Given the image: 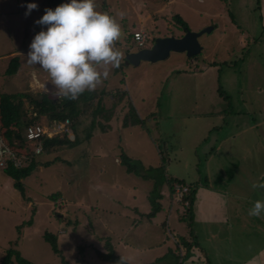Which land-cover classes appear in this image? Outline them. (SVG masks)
Returning <instances> with one entry per match:
<instances>
[{"label":"rangeland","instance_id":"obj_1","mask_svg":"<svg viewBox=\"0 0 264 264\" xmlns=\"http://www.w3.org/2000/svg\"><path fill=\"white\" fill-rule=\"evenodd\" d=\"M106 1L109 5L102 6L103 0H95L97 10L119 19L122 36L131 37L128 46L137 49L133 37L140 27L137 17L156 9V18L145 23L147 29L142 27L150 30L155 21L156 34L171 36L184 31L173 20V13L180 14L192 31L211 24L217 28L199 37L203 50L194 58L172 52L164 60L138 65L126 62L120 65L122 70H111L96 89L107 91L118 83L115 87H120L116 90L121 93L114 98L118 102L104 96L106 115L98 118L101 123L97 122L90 140L39 156L42 161L59 159L48 167L39 166L23 179L26 197L0 168V264L8 249L19 251L31 264H64L62 257L69 264H118L121 256L127 257L128 264H173L176 241L188 237V230L177 207L170 212L164 205L167 199L164 203L160 200V193L167 191V176L194 184L198 177L203 180L207 176L206 166L214 162L220 169L211 170L209 179L217 186L235 173L245 177L242 170L248 166L255 180L264 167V0ZM34 3L37 9L26 16L29 3L25 0H0V93L42 97L44 90L37 87L36 77L26 74L28 66L24 65L27 70L21 78L6 74L10 59L5 55L14 50L29 51L34 36L46 30L35 22L47 4L45 0ZM133 21H137L135 25ZM156 38L149 39L146 47ZM38 71L50 79L39 66ZM122 77L126 79L124 86ZM30 100L24 99L29 117L34 114ZM93 101L90 110L98 99ZM151 111L156 113L147 119ZM129 117L144 118L150 130L127 125ZM78 119L83 137L91 114L81 113ZM39 122L45 124L48 119L44 116ZM219 122H223L221 128L214 129ZM68 135L74 138L72 129ZM217 141L224 144L208 157ZM12 143L21 149L16 139ZM121 153L138 163L141 173L162 181L157 192H151L155 180L126 172L119 163ZM57 191L61 196L51 201L49 196ZM172 201L180 204L175 195ZM155 209V216H143ZM47 230L58 235L62 257L45 240ZM110 247L114 250L111 259H102L98 251L108 253ZM182 250L179 264H204L193 256L198 251ZM12 259V264H20L15 254Z\"/></svg>","mask_w":264,"mask_h":264},{"label":"crops","instance_id":"obj_2","mask_svg":"<svg viewBox=\"0 0 264 264\" xmlns=\"http://www.w3.org/2000/svg\"><path fill=\"white\" fill-rule=\"evenodd\" d=\"M171 1L172 0H170L169 2ZM45 2L47 4V0H45ZM66 2H70V0H62L61 4ZM109 2L111 4L112 0H109ZM25 3L31 4L34 3V0H25ZM167 4L163 5L162 9H164L167 6ZM103 5L107 6L109 4L107 3L106 0H103L102 6ZM158 11L159 9H156L152 12H149L146 15L142 13L139 14L137 17V21L140 23V27L137 28L135 31L141 29L142 27L144 28L146 27L147 29L148 26L145 25V23L149 19L154 20L156 18V14ZM175 14L177 13L172 14L173 20H174L173 16ZM125 20L126 19L121 20L122 24H124ZM119 21L120 20L118 19V22ZM136 22L133 21L131 23H134L135 25ZM211 26H213V29L217 28L215 24H211ZM149 28L150 30H148V32L149 35L152 37V39L153 37L155 38V37L168 35V34L163 35L160 33L156 34L157 31H155V29L157 28V24L155 21H153L149 25ZM184 33L185 31H181V33L176 36H182ZM128 38L131 39V37H126L123 35L116 44V47L119 50L121 46H123V50L125 49V51L123 50L121 51L123 53V59L121 60L120 65L126 64V62L124 61V56L127 53V51L137 50V48H134L133 46L131 47L128 46L129 44H132L130 39L129 41H127ZM248 44L250 45V42ZM28 52L29 51L14 50L8 52L5 55L8 56L10 60L15 56L19 57L20 67L18 72L14 74L15 77L18 76V78H21L20 75H22L24 71L27 70L25 69L24 65L28 66V71L26 72V74H32L33 78L36 77L35 82L36 81L38 82L37 87L38 88L41 87L44 90L43 93H48L50 96H52L53 93L51 92L55 93L56 89L55 90L52 89V84L50 82V79L48 77L46 78L45 76L43 77L41 75V73L38 71L37 65L31 66L28 65L26 62L24 63V61L26 60V59L24 60V58H26ZM178 53L183 54L184 56L186 55L183 52H178ZM120 67H121L120 70H122L123 66ZM193 67L195 68V66ZM113 69L114 68H111V70ZM193 73L197 74L195 70L193 71ZM116 76L117 75H114L112 77L115 78ZM125 81L126 79L122 77L120 83H122V85L124 86ZM111 85H114V88H110V90L107 91H105L104 89L99 91L97 89L101 94V97L104 98V96L106 95L107 99L108 97H111V100H114L115 98L114 95L121 93L117 91V90L120 91L121 88L115 87L118 86V83ZM55 96L52 97L57 98ZM152 113H156V112L151 111L149 115H152ZM251 120L253 122L252 125H254L255 119L252 118ZM222 125L223 122L214 126V129L216 127L221 128ZM217 143H218L217 145L215 144L214 147H212L213 151L209 152V154H206L208 155V157L209 155H212V153H215L224 144L218 141ZM263 151H264V147H262V153H261L262 156L264 154ZM117 158L118 157H116L115 159ZM214 164L215 163L213 162L212 165L206 166L205 171H207L208 174H206L207 176L204 177L203 180L198 177V179H196V182L194 184L192 183L189 184L184 181L185 185L196 188L195 201L193 204V217H194L193 227L195 230L196 238L199 241L200 245L204 248L206 255L204 256L201 252L202 250H200L199 248H192L189 251L191 252L193 249L195 251H198L199 254L193 253V256H196L204 264H264V213H262L260 217H254L248 215L249 209L253 206L256 200H264V189H253L251 187V184L253 182L264 183V167L260 169L261 171L257 173L258 178H256L255 180H252V177L254 175L251 172L248 173L250 169V167L248 166L243 168L242 170L243 174L245 172V177L242 176L237 177L235 173L234 176L232 177L227 176V179H223L221 182H218L219 184L216 186L217 184L216 180L214 179V181L216 182V184H214L212 182L213 179H209V174L211 173L210 172L211 170L220 169L219 167H214L215 166ZM214 173L215 172L212 173L213 178H215ZM161 194L162 197L160 200L163 201L162 203H164V201L167 199V203L164 204L167 210L171 212L175 207H177L178 217L182 219V214L185 212L184 206L182 204L181 205L179 204L181 207L179 205L176 206L175 204H172L173 195L169 183H168L167 191ZM234 227L236 229H241L242 232L235 233L236 229ZM187 230H188L187 233L189 235L188 225H187ZM206 236L207 238H205ZM204 238L207 239L205 240L206 241L205 243L203 241ZM196 257H191L190 259L193 260ZM173 264H175V260H173Z\"/></svg>","mask_w":264,"mask_h":264},{"label":"trees","instance_id":"obj_3","mask_svg":"<svg viewBox=\"0 0 264 264\" xmlns=\"http://www.w3.org/2000/svg\"><path fill=\"white\" fill-rule=\"evenodd\" d=\"M62 0H47V8L55 9L58 5L61 4ZM45 14V11L42 12L41 16ZM174 20L182 26L184 31L190 30V27L188 23L183 19V17L180 14H175ZM20 67V61L19 57L15 56L13 57L9 65L6 69V74L8 75H14L18 72ZM117 94L114 95L116 97ZM30 98L31 103L34 104V114L33 116H28V111L25 109L24 105V99ZM94 99H98L97 104L95 105V108H90L94 104ZM116 103L118 101L114 100ZM106 104L107 102L103 101V97H101V94L97 89L94 91H85L83 94H81L78 99L76 100H70V99H59V98H53L48 93H43L42 97L40 99L32 98L28 93L19 92V93H11V92H5L2 91L0 93V121L2 130L5 136V139L8 143L11 145L13 144L12 141L16 139L19 142L18 147H22L25 149H30V153L27 159V163L24 166L16 167L13 165V163L8 162V165L4 168L6 173L11 176L14 180V186L18 188L24 197H26V188L25 183L23 181L24 178L30 176L39 166H50L53 162L59 159V157H56L53 160H46L42 161L39 159L40 155H48L50 153L57 152L61 148H65L67 146L74 147L82 143L83 141L90 140L93 136V131L97 126V122L101 123V120L99 117H104L106 115ZM115 103L113 104L114 108ZM83 114H91V120L87 123L86 128L84 131V136H80L79 132V115ZM155 113H152V115H148L147 119L150 117H153ZM46 117L48 121L51 123L53 121H64L65 119H69L71 121L70 129L73 130L74 138L71 139L67 132L63 133L62 135L57 134L52 137L45 136L43 137V151L40 154H35L33 151V143L28 141L24 136V129L27 125H30L32 123L38 122L40 118ZM137 117H139L136 114ZM131 120H134L132 122ZM125 123L128 124H138L145 127L148 131L150 130V127H147L146 120L143 118H127L125 119ZM81 124V122H80ZM125 124V125H126ZM102 128L104 126L102 125ZM78 133V134H77ZM13 146V145H12ZM14 147V146H13ZM120 157V163L125 167L126 172L128 173H134L138 176H142L145 179H153L154 185L153 189L151 190L152 193L157 192L158 188L162 185V181H160L159 178H156V176H150L148 173H141L142 167L139 166L138 163L134 162V160L128 156L125 153H121ZM167 180L169 185L172 189V195H175V183H180L182 185H185L184 181L175 178V177H169L167 176ZM164 184V183H163ZM188 186V185H187ZM189 187V192L185 195V198L180 204L186 207L185 212L182 214V218L187 221L188 229H189V235L188 237L183 236L182 242L176 241V247L177 252H172V257H174L175 264L181 263L179 261V256H183V250L182 248H187L189 251L192 248H199L202 250V254L205 256L206 252L204 248L200 245L199 241L196 238L195 230L193 227L194 217H193V204L195 201V195H196V188L195 187ZM61 191H57L55 193H52L49 196V199L51 201H56L61 196ZM161 194V193H160ZM159 194V195H160ZM162 195V194H161ZM162 197V196H161ZM160 198V197H158ZM185 201H188V204L185 203ZM156 210L151 211L150 213L145 214V216H152L156 214ZM28 224L32 223V220L30 219L27 221ZM44 238L47 242L51 244L52 249L54 252L61 257L62 250L59 246V239L58 235L53 233L52 231H45ZM110 251L108 253H103L101 251H98L99 256L102 259H111V255L114 253V250L112 247L109 248ZM16 255V259L20 264H31V262L24 258L19 251H15L14 249H8L7 254L2 259V264H12L13 263V255ZM62 262L64 264H69V262L62 257ZM208 263V262H207ZM44 264H52V263H44ZM128 264V263H125Z\"/></svg>","mask_w":264,"mask_h":264},{"label":"clouds","instance_id":"obj_4","mask_svg":"<svg viewBox=\"0 0 264 264\" xmlns=\"http://www.w3.org/2000/svg\"><path fill=\"white\" fill-rule=\"evenodd\" d=\"M26 7L27 16L38 6ZM35 23L46 30L34 36L26 63L38 65L49 75L57 98L76 100L86 90L94 91L111 68L120 67L123 53L116 44L122 37L121 25L108 12L98 11L95 0H70L55 9L46 8ZM146 44H137L138 49ZM251 187L264 189V183L253 182ZM262 213L264 200H256L248 215L260 217ZM126 259L121 256L118 264H125Z\"/></svg>","mask_w":264,"mask_h":264},{"label":"built area","instance_id":"obj_5","mask_svg":"<svg viewBox=\"0 0 264 264\" xmlns=\"http://www.w3.org/2000/svg\"><path fill=\"white\" fill-rule=\"evenodd\" d=\"M133 37L138 46H144L146 42L152 38L148 30L144 28L135 31ZM70 125L71 121L69 119H65L64 121L55 120L51 123L48 121L45 124L38 121L26 126L24 129V136L28 141L33 143L32 148L34 153L40 154L43 151V137H52L65 132L69 134L71 130ZM17 145L19 146L20 144L17 143ZM20 148V150H17L6 141L0 121V168L4 169L8 165V162L13 163L16 167L24 166L27 163L26 161L31 150ZM188 192L189 187L187 185L175 183V198H177L179 202L184 200ZM185 203L188 204V201H185Z\"/></svg>","mask_w":264,"mask_h":264},{"label":"water","instance_id":"obj_6","mask_svg":"<svg viewBox=\"0 0 264 264\" xmlns=\"http://www.w3.org/2000/svg\"><path fill=\"white\" fill-rule=\"evenodd\" d=\"M27 6V5H26ZM25 9L27 10V7ZM213 26H207L199 31L187 30L182 36L169 35L157 37L151 47H145L136 51H127L125 62L138 65L141 61H159L167 59L171 52H185L188 57H194L201 53L203 46L199 37L211 33Z\"/></svg>","mask_w":264,"mask_h":264},{"label":"flooded vegetation","instance_id":"obj_7","mask_svg":"<svg viewBox=\"0 0 264 264\" xmlns=\"http://www.w3.org/2000/svg\"><path fill=\"white\" fill-rule=\"evenodd\" d=\"M172 53V52H171ZM183 53H185V52H183ZM186 54V53H185ZM171 55V54H170ZM195 57V56H194ZM194 57H192V58H194ZM189 58H191V57H189Z\"/></svg>","mask_w":264,"mask_h":264}]
</instances>
